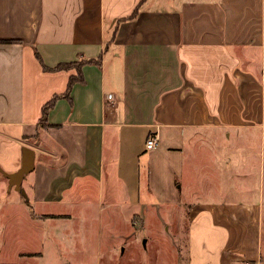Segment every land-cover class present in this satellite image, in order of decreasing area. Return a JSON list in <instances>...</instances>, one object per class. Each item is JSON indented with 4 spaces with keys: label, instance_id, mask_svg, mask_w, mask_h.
Segmentation results:
<instances>
[{
    "label": "crops",
    "instance_id": "crops-1",
    "mask_svg": "<svg viewBox=\"0 0 264 264\" xmlns=\"http://www.w3.org/2000/svg\"><path fill=\"white\" fill-rule=\"evenodd\" d=\"M140 2L0 0V39H15L0 42V167L16 171L22 147L34 149V168L22 180L30 187L20 202L26 214L31 200L39 210L66 195L93 202L95 186L101 199L115 182L122 195L136 196V181H147L151 195L188 206L187 264L263 262L264 0H144L116 23ZM35 49L50 67L100 57L81 66L84 81L72 85L70 100L56 99L46 128L42 106L76 70H43ZM191 138L233 152H215L214 168L194 172L184 151ZM185 175L234 182L213 187V197L188 198L170 182ZM13 189L0 172V209Z\"/></svg>",
    "mask_w": 264,
    "mask_h": 264
},
{
    "label": "rangeland",
    "instance_id": "rangeland-1",
    "mask_svg": "<svg viewBox=\"0 0 264 264\" xmlns=\"http://www.w3.org/2000/svg\"><path fill=\"white\" fill-rule=\"evenodd\" d=\"M248 56L255 61L252 67L258 71L259 52L252 50ZM192 139L187 141L184 151L186 158H191L187 167L194 172L196 166L214 168L211 158L216 156L215 152H219L220 158L233 152ZM34 140L30 143L34 144ZM226 143L223 140L222 144ZM45 144L44 147L57 152L49 141ZM60 155L56 154L58 158ZM193 177L194 181H185L187 175L181 181H170L172 190L178 191L181 185L188 198H199L205 191L213 197V187L234 182L199 181V177ZM136 182V196L122 195V185L115 182L103 186L105 194L101 199L100 189L95 186L93 202L79 201L81 195L74 202L69 200L73 196L66 195L56 206L48 204V208L39 210L32 200L28 201L29 214L21 209L20 202H24L21 193L11 190L3 199L7 207L14 203V210L6 206L0 209V264H187L188 206L169 205L170 198L148 192L147 181ZM166 182L158 184L165 189ZM21 186L30 193L29 186L23 183ZM129 197L140 198L143 205L127 201ZM160 199L168 203L163 205ZM245 264H264V255L263 262Z\"/></svg>",
    "mask_w": 264,
    "mask_h": 264
},
{
    "label": "trees",
    "instance_id": "trees-1",
    "mask_svg": "<svg viewBox=\"0 0 264 264\" xmlns=\"http://www.w3.org/2000/svg\"><path fill=\"white\" fill-rule=\"evenodd\" d=\"M144 0H141V2L133 9L132 13L127 16V17H121L116 19V23L124 20V19H128V18H132L136 15L137 10L139 8V5L143 2ZM114 36V31L112 32V34L110 35V40L113 39ZM15 39H0V42H10V41H14ZM35 56L37 57V59L39 60L43 70H60V69H69V68H75L76 73L73 75H70L68 83H67V87L65 89V91L63 93H59V94H54L43 106H42V110H41V116L39 119V125L43 128H46L47 125V112L48 110L54 105L55 101L57 98L59 97H66L67 99L70 100V89L72 87V85L75 82H83L84 78L82 76V72H81V66L84 63H93V64H100V57L97 58H82L79 57L77 60H73V61H67V62H58L56 65L50 67L47 66L41 59L39 53L37 52V50H34ZM38 137V134L34 135L32 138L30 139H36ZM26 139H28L29 137H25ZM22 196V194H21ZM22 198L24 199V197L22 196Z\"/></svg>",
    "mask_w": 264,
    "mask_h": 264
},
{
    "label": "water",
    "instance_id": "water-1",
    "mask_svg": "<svg viewBox=\"0 0 264 264\" xmlns=\"http://www.w3.org/2000/svg\"><path fill=\"white\" fill-rule=\"evenodd\" d=\"M34 168V149L28 146L22 147V158L20 167L14 172H6L0 167V172L3 176L8 179V190L12 187L20 192L24 197L25 201H27V195L25 193L24 188L21 186L22 180L25 175L32 171ZM70 264V263H64Z\"/></svg>",
    "mask_w": 264,
    "mask_h": 264
},
{
    "label": "built area",
    "instance_id": "built-area-1",
    "mask_svg": "<svg viewBox=\"0 0 264 264\" xmlns=\"http://www.w3.org/2000/svg\"><path fill=\"white\" fill-rule=\"evenodd\" d=\"M110 97H111V95L109 94L108 98H110ZM155 144H156V137L154 135L147 138V140H146V148L147 149L153 148L155 146Z\"/></svg>",
    "mask_w": 264,
    "mask_h": 264
}]
</instances>
